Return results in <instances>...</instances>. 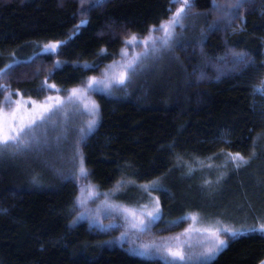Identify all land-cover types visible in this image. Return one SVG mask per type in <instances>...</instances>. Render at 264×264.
<instances>
[{"label":"trees","instance_id":"obj_1","mask_svg":"<svg viewBox=\"0 0 264 264\" xmlns=\"http://www.w3.org/2000/svg\"><path fill=\"white\" fill-rule=\"evenodd\" d=\"M182 7L184 0H0V108L8 98H64L92 81L100 89L83 133L69 116L26 130L22 143L0 144V264H170L146 256L154 244L131 240L120 223L128 216L138 224L139 197L155 193L160 216L152 223L162 234L182 231L191 211L216 213L203 181L212 164L227 165L221 192L239 198L259 226L264 0H192L166 34L160 26ZM110 75L116 84L108 87ZM83 187L96 192L100 211L82 216ZM225 242L213 259L197 252L191 257L200 259L186 255L182 264H264V233Z\"/></svg>","mask_w":264,"mask_h":264},{"label":"rangeland","instance_id":"obj_2","mask_svg":"<svg viewBox=\"0 0 264 264\" xmlns=\"http://www.w3.org/2000/svg\"><path fill=\"white\" fill-rule=\"evenodd\" d=\"M218 9L219 7H216L215 11ZM110 77L111 75L104 81L108 87L116 84L112 83L114 79L111 81ZM115 79H117V77H115ZM98 89L99 85L92 81L82 86L81 90L75 92L70 91L64 96V98L49 97L47 100L43 101L24 97H19L16 100L8 98L0 108V137L5 135L16 136L17 132L13 129H19L20 127L29 124L32 125L31 128L35 127L34 129L37 130L45 126L47 122L55 120L61 121L59 119H68L69 116L77 117L75 118L77 120L74 127L77 128L78 126L77 130L80 129V132L83 133L82 129L85 128L84 126L88 125L93 120L95 114L93 96L98 92ZM84 94L88 101L85 104L84 102L86 101L83 100ZM41 117H44V119H41ZM33 120L35 123H32ZM69 124L70 126L68 127L72 130L73 123L69 122ZM64 126V122H61L60 127H58L53 133V139H55V141L62 138ZM28 129L29 128H26L25 131ZM22 135L23 134H21L18 140H23L25 136ZM77 135L79 136L78 133ZM57 152L58 156L64 161L66 159L64 154L62 152L60 153L59 150H57ZM71 157L72 156L70 155L68 159L69 161H71ZM226 167L227 165L217 166L215 164L207 165L205 167V178L203 181H206L204 183L205 186L207 185L211 187L209 191L211 194L210 199L217 209L216 213L210 212L207 215L199 210H197L198 212L191 211V213L187 215L188 221L182 231L171 234H162L153 228L154 226L152 223V221L154 222L158 220L160 216L159 196L155 193L153 196H148L145 199L139 197L138 201L140 202L137 204L135 203L136 208L143 211L144 214L139 212L137 215L139 214L143 217L137 219L136 221L138 224H135L134 220L132 221L128 216H125V221H127L128 224H124L121 221L120 226L123 227L122 231L128 230L131 235V240L142 243L143 246H146V244H154L153 247L155 250L150 249L143 251L146 256L159 257L170 264H182V262L187 263V261H175L172 257L166 255V252H169L166 245L172 246L174 248L172 251L180 250L184 253L185 257L186 255L191 257L197 252L206 251L208 246L213 243L212 233H216L221 239L226 240L231 236L222 231L225 228L239 229L241 232L253 228L251 225H254L255 221L247 218L244 211L246 205L238 203L239 198L234 197L232 192L228 193L229 195H225V192H221L226 186L223 183L228 174V172L225 173ZM239 167L240 166L234 165L231 168L237 170ZM151 187L157 188L158 185L152 184ZM218 187L219 189L217 190ZM250 189L252 188L250 187ZM250 193L252 192L250 191ZM80 199L82 216H85L86 214L88 215L91 212L100 211L99 206L102 205L101 200L96 196V192L92 189L85 187L81 188ZM256 200L257 203L255 208L258 209V212H260L263 217L262 219L256 220L259 226L255 228H259L260 225L264 223V196ZM124 203L129 202H123V204ZM210 209L212 208L209 206V210ZM193 216L197 218L195 221L192 219ZM130 220L131 223L129 224ZM171 222H175V220ZM127 245L138 250L137 247L130 242ZM198 259H200L199 255L191 257V261Z\"/></svg>","mask_w":264,"mask_h":264},{"label":"snow or ice","instance_id":"obj_3","mask_svg":"<svg viewBox=\"0 0 264 264\" xmlns=\"http://www.w3.org/2000/svg\"><path fill=\"white\" fill-rule=\"evenodd\" d=\"M97 3H102V0H97ZM184 5H185V7H182L180 9V12L176 13V15L173 17V19L171 21L168 22V24H162L160 26L164 30V32L166 34H168L170 26H174L176 23H178V18H180V13L184 12L185 8H188V9L191 8L192 0H184ZM136 39H137V37L135 35H133L130 38V40L127 41V43H132V42L136 41ZM47 47L50 50L55 51L57 45H49ZM10 67H11V65H10ZM128 67H131V65L129 64ZM119 82L122 84L124 82L123 78H121ZM258 90L264 91V83L261 84V88L258 89ZM41 119H44V117H41ZM32 123H35V121L33 120ZM31 127H32V125L29 124V125H26L24 127H20L19 129H13L14 131L17 132V135L16 136L5 135L3 137H0V144H3L5 146H7V145H9L10 142L22 143V139L18 140V138L21 136V134L27 135L25 129L26 128L30 129ZM234 159L240 160L242 162H245L244 158L242 156H240L239 154H236ZM80 172H81V175H86L85 170L83 169V167H81ZM117 188H119V185L117 186ZM192 219L195 221L197 218L195 216H193ZM222 231L225 232V233H228L232 237H236L238 235H242L243 234V232H241L239 229H228V228H225ZM247 231L248 232H261V233H264V223H262L259 228L253 227V228L247 229ZM211 235L213 237V243H211L208 246V248L206 249V251L204 253H201L200 258L211 260L216 255H218L221 251H223L224 248L227 247V244H226L225 240L221 239L219 237V235H217L216 233H212ZM169 254L171 255L172 259L175 260V261H184L186 259L184 253L182 251H180V250H178V251L169 250ZM190 258L191 257H188V259H190Z\"/></svg>","mask_w":264,"mask_h":264}]
</instances>
